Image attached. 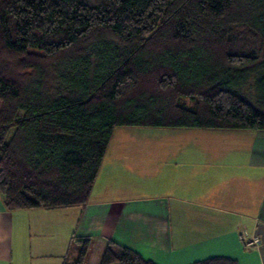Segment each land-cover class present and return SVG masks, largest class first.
Instances as JSON below:
<instances>
[{
	"label": "trees",
	"instance_id": "1",
	"mask_svg": "<svg viewBox=\"0 0 264 264\" xmlns=\"http://www.w3.org/2000/svg\"><path fill=\"white\" fill-rule=\"evenodd\" d=\"M119 126L264 130V0H0L4 208L84 206ZM97 264L156 263L107 240Z\"/></svg>",
	"mask_w": 264,
	"mask_h": 264
},
{
	"label": "crops",
	"instance_id": "2",
	"mask_svg": "<svg viewBox=\"0 0 264 264\" xmlns=\"http://www.w3.org/2000/svg\"><path fill=\"white\" fill-rule=\"evenodd\" d=\"M113 138L84 206L7 210L0 198V264H61L71 235L92 237L87 264H97L107 240L156 264L211 256L264 264V144L226 155L215 142L183 151L182 160L168 151L145 168L137 159L131 162ZM251 141L264 142V130ZM236 152L243 158L236 159ZM127 172L137 188H127L126 179L121 183ZM140 181H149L151 189L140 188ZM241 233L258 242L247 245Z\"/></svg>",
	"mask_w": 264,
	"mask_h": 264
},
{
	"label": "rangeland",
	"instance_id": "3",
	"mask_svg": "<svg viewBox=\"0 0 264 264\" xmlns=\"http://www.w3.org/2000/svg\"><path fill=\"white\" fill-rule=\"evenodd\" d=\"M256 133L257 131L250 129L211 130L201 128L119 126L113 129L112 135L114 137L113 141L121 142L127 149L129 153L128 159L131 162L134 161V159H137L140 162L139 165L146 168L155 162L154 157L157 154H165L166 152L171 151V154H178L174 157L176 160H182L186 158L181 155L185 153L183 151L201 149L204 148L205 145L209 146L215 142L217 143L215 147L225 149L224 154L226 155L231 153V149H235L236 147L241 149V147L250 146L251 143H254V146L258 147L259 145L264 144V142L251 141V138L255 136ZM220 136L222 139H220ZM234 156L237 157L236 159H241L243 158V153L236 152L234 153ZM190 158L199 159V156L197 155ZM223 160L226 162L231 159L227 156ZM165 164H167L166 161L159 165H163L164 167ZM164 169H166V167ZM133 172H136V170L134 171L133 169ZM133 175L134 174L129 172L125 175H121V183L123 179H126L127 188H130V186L135 188L137 183L136 179L131 177ZM147 184H149V181H140V188L145 190V188L150 186ZM145 192H149V190H146ZM63 211L66 210L63 209ZM88 264H94V262H88Z\"/></svg>",
	"mask_w": 264,
	"mask_h": 264
},
{
	"label": "built area",
	"instance_id": "4",
	"mask_svg": "<svg viewBox=\"0 0 264 264\" xmlns=\"http://www.w3.org/2000/svg\"><path fill=\"white\" fill-rule=\"evenodd\" d=\"M240 237L242 238V240H244L246 242L247 245L249 244H254V243H257L258 242V238L257 237H252L251 239H247L246 237V234L245 233H241L240 234Z\"/></svg>",
	"mask_w": 264,
	"mask_h": 264
}]
</instances>
